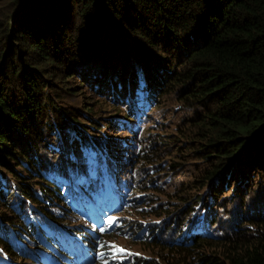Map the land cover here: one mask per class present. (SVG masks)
<instances>
[{
	"label": "trees",
	"instance_id": "trees-1",
	"mask_svg": "<svg viewBox=\"0 0 264 264\" xmlns=\"http://www.w3.org/2000/svg\"><path fill=\"white\" fill-rule=\"evenodd\" d=\"M83 71L96 76L92 90L99 100L118 103L103 117L112 134L94 133L96 122L85 129L101 101L82 114L58 104L56 88L75 92L77 84H64ZM139 77L155 101L145 113L139 96L131 102L143 121L147 117L138 153L126 137L140 119L123 121L128 131L120 133L115 117H129L119 109L129 101L110 92L123 96ZM169 101L177 102L179 121L168 120L176 115L169 107L156 117ZM83 140L107 142L109 150L100 157L129 153L122 172L135 176L144 194L135 209L142 220L131 221L128 229L132 243L146 252L136 264H264L260 197L252 210L244 204L247 213L229 212L222 236L188 248L165 239L196 206L202 214L204 197H210L218 224L217 210L226 208L221 200L230 188L238 208L264 175V0H0V232L13 241L7 261L29 238L31 246H39L40 225L33 216L42 218L38 211L60 199L55 183L74 177L67 178L64 165L82 161L76 145ZM124 143L129 148L122 151ZM99 169L96 165L95 173ZM205 216L212 220L214 212ZM37 258L28 264L47 259ZM7 261L0 264H12Z\"/></svg>",
	"mask_w": 264,
	"mask_h": 264
},
{
	"label": "clouds",
	"instance_id": "clouds-1",
	"mask_svg": "<svg viewBox=\"0 0 264 264\" xmlns=\"http://www.w3.org/2000/svg\"><path fill=\"white\" fill-rule=\"evenodd\" d=\"M110 95L116 99L118 97L123 102L129 101L125 107L119 108L129 111L127 112V114L130 113L129 117L124 114L115 117V121L120 128V133L125 131L123 121H126L128 125L134 124L140 119V122L128 131L134 135L135 130L142 124L143 120L140 116V111H137L138 109L136 108L134 109L131 102L139 96L144 106L142 112L145 113L155 101L151 96L150 89H148L147 84L139 77L134 90H128L123 96H119L116 92L111 91ZM114 103L118 104L117 102ZM136 103H138V100ZM148 103H150L149 106H147ZM146 127H148L147 124L140 131H137L135 139H133V135L126 137V139L132 141V147L135 146L136 141L140 138V134H142V131ZM105 144L103 146L102 143H94L91 140L85 142L83 140L76 145L78 146L76 149L83 150V159L81 162L77 160L73 163L65 164L66 169L63 171V173H69L67 178L73 175L74 177L63 183H55L56 188L60 189V199L58 202L55 201V205L48 208L47 211H38L42 213V218L33 216L36 223L40 225L38 233L35 235V241L39 246H31V239L29 238L25 243L26 250L21 247L16 248L10 254L11 259L23 263L27 258L25 264H28L29 262L36 261L39 255L40 258L47 257L44 260L45 264H105V261H107V264H136L138 257H146V252L140 244L135 245L132 243L134 239L128 232L131 221L140 218L136 214L135 209L140 206L138 200L144 194L134 184L135 176L122 172L126 168L123 160L125 161L129 153L124 152L123 156L117 152L111 155L108 153L100 157V154L109 150L107 142ZM98 146L101 147L99 155L97 153ZM126 148H129V146L124 143L121 150L125 151ZM136 148L139 153L141 151V145L138 144ZM101 159L106 161L104 166L101 164ZM56 162L58 163L60 160H56ZM96 165L100 169L95 173ZM105 168H107L106 172L102 174ZM75 170L76 174L72 172ZM100 180L101 182H99ZM12 187L14 189L16 188V186ZM254 190L256 191V189ZM250 193H252V190ZM61 195H65L66 199L62 200ZM246 197H243L244 200ZM237 203H235V206ZM246 203L248 202L245 200ZM253 203H248L250 210L256 206ZM202 205L205 206L201 210L202 214L198 212L200 209L199 205L196 206L190 215L183 217L178 222L175 230L167 233L165 239L188 248L192 247L199 239L206 240L222 236L226 231L223 229L225 222H228L232 215L228 219L227 216L225 218L227 214H220L221 209L217 210L220 221L216 224L214 206L210 201V197H204ZM237 209L235 208L232 213L235 214ZM209 210L214 212V218L212 220H208L205 216ZM65 214H68L69 218L67 220L61 219L60 217ZM148 219L151 218L148 217ZM139 220L141 221L142 219L140 218ZM146 224H148L147 220L142 221L143 226ZM17 225L22 227L28 225V223L20 222ZM117 228L123 229L125 232L111 235L110 232ZM43 233L52 240V243L47 241ZM25 234L26 232H22L20 237L15 240L22 239ZM123 238H126L132 246L137 247L139 252H136L128 246ZM12 242L8 234L0 232V263L8 260V244ZM28 244L31 250L28 248ZM58 245L62 246L56 251ZM114 248L116 250L115 259H113ZM121 248L125 249L126 253L132 254L125 255L119 253L118 249ZM53 250L54 253L52 252L51 254ZM22 252L27 253L20 260L19 256Z\"/></svg>",
	"mask_w": 264,
	"mask_h": 264
},
{
	"label": "rangeland",
	"instance_id": "rangeland-1",
	"mask_svg": "<svg viewBox=\"0 0 264 264\" xmlns=\"http://www.w3.org/2000/svg\"><path fill=\"white\" fill-rule=\"evenodd\" d=\"M84 73L82 74V77L80 76V78L75 77V79L73 81H71L70 79L67 80V82H65L64 85L67 86H74L77 88V90L74 92L72 90H66V89H57L56 88V93L58 95V104H61L62 106L65 107H69L70 109H74L77 108L80 112V114H82L83 110L86 109L87 107H89L91 104L93 105L94 102H98L101 101L99 106H100V110L96 111V113L92 114V119H89L86 121V123L88 124V127L85 126V129L89 128L91 125H95L94 123L96 122L98 124V126H96L95 132L97 133L99 132L100 134L103 132H105L106 134H112V132L109 130V128H107V121L105 118H103L104 116L107 115H112L114 113V111H109L107 108L111 107L113 104V100L111 98L109 99H101L99 100L98 98V94L92 90V84L94 83V81L96 80V76L94 75V73L90 72V71H83ZM81 78L86 80L87 83H82ZM81 81V83H80ZM80 83V86H79ZM102 98V97H101ZM117 100L119 101V98L117 97ZM117 105V104H115ZM166 107H169L170 111H174L176 115H169L168 116V120H172L173 122L179 121L180 120V115H181V111L179 109V107H177V102H173V101H169L167 103V106L163 105L160 110L157 111L158 114H156V117L159 118V115L161 117H163V115L165 114L166 111ZM159 109V108H158ZM152 110V108H149L147 111L150 112ZM90 118V117H89ZM147 117L146 119L142 122V124H140V126H138L136 132L133 134H129L133 135V139L136 138L137 136V131H140L141 128L146 124ZM125 131H128L127 129H124ZM124 134V132L122 133ZM142 137V134H140V138ZM183 179H187L189 178L188 176H183ZM254 189L252 190V193H249L248 195L244 194L245 196H247L245 198V200L248 203H253L257 197L260 198H264V175H261L260 177H257L254 180ZM258 186V187H257ZM167 189H169V186H167ZM231 191H229L228 193H226L224 196L226 197V200L223 202L221 200V205L226 204V208L221 207L220 209V214H227L225 215L228 217V219L231 217V214L229 212H232L233 210H235V203L238 202L237 198L233 197V194L235 193L233 191L232 188H230ZM161 198H165V196H162ZM245 200L244 198L242 199V201L239 204V208H243V210L246 212V209H244V204H245ZM232 201V202H231ZM243 206V207H242ZM170 208H172V206L170 205V203H168V209L170 210ZM237 209V208H236ZM249 212V211H248ZM124 242L130 246L131 248H133L136 252H139L137 247H134L130 244V242L126 239L123 238ZM8 263H15L16 261L11 259L9 261H7ZM21 264H25V261Z\"/></svg>",
	"mask_w": 264,
	"mask_h": 264
},
{
	"label": "snow or ice",
	"instance_id": "snow-or-ice-1",
	"mask_svg": "<svg viewBox=\"0 0 264 264\" xmlns=\"http://www.w3.org/2000/svg\"><path fill=\"white\" fill-rule=\"evenodd\" d=\"M103 231V229H101ZM119 253L121 254H125V255H131L132 253H126V250L121 248V249H118ZM115 255H116V250L114 248V251H113V259H115ZM105 264H107V261H105Z\"/></svg>",
	"mask_w": 264,
	"mask_h": 264
}]
</instances>
